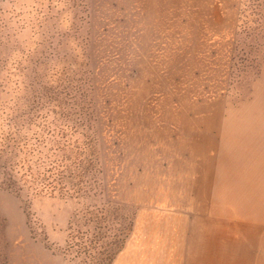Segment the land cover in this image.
Masks as SVG:
<instances>
[{
    "label": "rangeland",
    "instance_id": "1",
    "mask_svg": "<svg viewBox=\"0 0 264 264\" xmlns=\"http://www.w3.org/2000/svg\"><path fill=\"white\" fill-rule=\"evenodd\" d=\"M0 264H264V16L0 0Z\"/></svg>",
    "mask_w": 264,
    "mask_h": 264
},
{
    "label": "trees",
    "instance_id": "2",
    "mask_svg": "<svg viewBox=\"0 0 264 264\" xmlns=\"http://www.w3.org/2000/svg\"><path fill=\"white\" fill-rule=\"evenodd\" d=\"M249 8L252 10L254 15L262 18L264 16V0H248Z\"/></svg>",
    "mask_w": 264,
    "mask_h": 264
},
{
    "label": "bare ground",
    "instance_id": "3",
    "mask_svg": "<svg viewBox=\"0 0 264 264\" xmlns=\"http://www.w3.org/2000/svg\"><path fill=\"white\" fill-rule=\"evenodd\" d=\"M103 25V24H102ZM118 26V25H117ZM117 41V40H116ZM102 42V41H101ZM118 47V46H117ZM116 72V71H115ZM118 75V74H117ZM104 91V90H103ZM111 98V97H110ZM109 100V99H108Z\"/></svg>",
    "mask_w": 264,
    "mask_h": 264
}]
</instances>
